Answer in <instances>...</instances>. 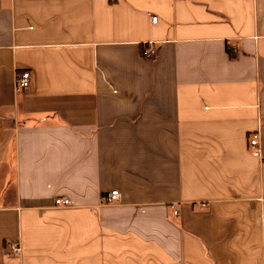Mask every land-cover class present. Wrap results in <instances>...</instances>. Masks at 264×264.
<instances>
[{"label":"crops","instance_id":"1","mask_svg":"<svg viewBox=\"0 0 264 264\" xmlns=\"http://www.w3.org/2000/svg\"><path fill=\"white\" fill-rule=\"evenodd\" d=\"M0 264H264V0H0Z\"/></svg>","mask_w":264,"mask_h":264},{"label":"built area","instance_id":"2","mask_svg":"<svg viewBox=\"0 0 264 264\" xmlns=\"http://www.w3.org/2000/svg\"><path fill=\"white\" fill-rule=\"evenodd\" d=\"M157 21V16H152L151 17V22L152 23H156ZM157 46L154 45V43H152L151 41L147 42L144 44V47L141 50V57L145 58V59H151L153 57L156 56L157 54ZM30 73L29 71H21L16 73L15 77H14V91L16 92H20L23 91L24 89L28 88L30 85ZM115 92V89H114ZM259 133L256 132L253 134V136L249 139V145L251 147V153L260 158L263 159V155L262 152L260 151V139H259ZM119 193L117 190H113L111 192H109L106 195V202L111 203L114 202L118 199ZM69 200L67 198H56L55 199V205L58 206H64V205H68ZM207 205L206 202H201L200 206L201 207H205ZM177 209H174V214L178 213V211H176ZM6 248L8 250V252L11 255L17 256L20 255L21 253V248L18 244H14V243H8L6 244Z\"/></svg>","mask_w":264,"mask_h":264}]
</instances>
